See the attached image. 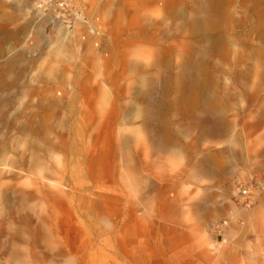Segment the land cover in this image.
I'll return each instance as SVG.
<instances>
[{
	"label": "rangeland",
	"instance_id": "obj_1",
	"mask_svg": "<svg viewBox=\"0 0 264 264\" xmlns=\"http://www.w3.org/2000/svg\"><path fill=\"white\" fill-rule=\"evenodd\" d=\"M202 1L0 0V264H264V196L231 199L264 176L254 23L214 33L227 51L205 53L192 103L139 112L207 47L183 22Z\"/></svg>",
	"mask_w": 264,
	"mask_h": 264
},
{
	"label": "bare ground",
	"instance_id": "obj_2",
	"mask_svg": "<svg viewBox=\"0 0 264 264\" xmlns=\"http://www.w3.org/2000/svg\"><path fill=\"white\" fill-rule=\"evenodd\" d=\"M233 0H203L201 5L197 7V9L190 12L191 16H189L190 19L183 18L186 20L187 24V30L189 34H192L195 36L197 43H208L207 47L202 49V52L200 56L198 57V61L191 65L190 61H188L190 58H187V56H184L183 66H181L179 75L177 77L173 74V78L171 79L168 77V79H163L164 84H169V86H166L162 88L163 92L161 94H157L156 98L153 100H150L149 103L145 105L143 109H141L139 112L140 115L143 114L145 116L144 120L145 123L148 122L147 117H154L156 119H162L163 114L166 113L168 106L175 105L176 108H182V105L184 106L186 103H192L193 99L195 98L193 95V91L191 89L195 90L194 93L199 96L200 94H203L204 91H206L209 83L211 84V79L204 74L202 69L204 68L205 61V53H218V54H225L226 47L224 38L221 36L215 35L219 34V30L222 28H225L226 20L229 19L232 22V26L235 27H241L242 29H247L249 23L250 25L254 23V25L251 26V29L247 30L246 34H248L246 39L249 38H256V43L260 44L262 49H264V0H241L238 1V4L240 3L241 10H242V18L235 19L233 17V12L230 11V2ZM165 6V5H164ZM178 13L175 10L171 11L170 16L168 19H175L178 18ZM199 15H202L199 17ZM249 25V26H250ZM240 31V30H239ZM167 34V33H166ZM233 34V33H232ZM252 47V46H251ZM248 48L246 51V55H252L256 52L257 48ZM57 56L59 54L62 55V52L57 50L56 52ZM183 58V57H182ZM58 57L56 58V60ZM164 62V58L162 60ZM188 63V64H187ZM239 63V62H238ZM242 64L247 67V62L241 61ZM162 62L157 64L158 68L162 67ZM207 65V64H206ZM167 66H170L167 64ZM49 71V70H48ZM54 71V70H53ZM191 75L192 80L188 79V75ZM53 75V74H52ZM51 75V76H52ZM149 80V79H148ZM146 80H143V82ZM161 81V79H160ZM147 85L145 86V89L142 88L141 91L138 93L137 97L143 98L144 96L147 99H151L152 94H154L155 91V84L146 81ZM176 85L174 95V102L173 103H167V99L165 96H167V93L169 91V87ZM169 88V89H168ZM144 89V90H143ZM166 92V95L164 94ZM205 98V97H204ZM200 108V107H199ZM130 112V111H129ZM153 118V119H154ZM150 119V118H149ZM160 126V125H159ZM158 126V127H159ZM213 131H216L213 128ZM208 132H211L210 129H208ZM161 134V133H160ZM159 145V144H157ZM234 190L232 192L231 199L233 197ZM261 195L258 202L254 205L256 206L262 199ZM233 201V199H232ZM234 203V201H233ZM235 204V203H234ZM253 206V207H254ZM251 207V208H253ZM246 208V209H251ZM134 235V234H133ZM133 235L131 239H133ZM140 236L143 238V234L139 233ZM142 241V239H141Z\"/></svg>",
	"mask_w": 264,
	"mask_h": 264
},
{
	"label": "built area",
	"instance_id": "obj_3",
	"mask_svg": "<svg viewBox=\"0 0 264 264\" xmlns=\"http://www.w3.org/2000/svg\"><path fill=\"white\" fill-rule=\"evenodd\" d=\"M233 181L232 199L240 207H253L264 194V176L254 171H248L243 178H235Z\"/></svg>",
	"mask_w": 264,
	"mask_h": 264
},
{
	"label": "crops",
	"instance_id": "obj_4",
	"mask_svg": "<svg viewBox=\"0 0 264 264\" xmlns=\"http://www.w3.org/2000/svg\"><path fill=\"white\" fill-rule=\"evenodd\" d=\"M246 169V168H243V170Z\"/></svg>",
	"mask_w": 264,
	"mask_h": 264
}]
</instances>
